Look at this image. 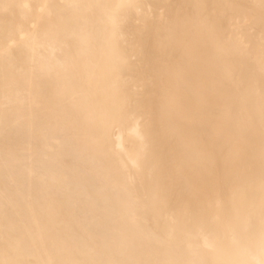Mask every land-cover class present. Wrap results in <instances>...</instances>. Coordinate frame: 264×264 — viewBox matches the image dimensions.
Returning a JSON list of instances; mask_svg holds the SVG:
<instances>
[{"label": "bare ground", "instance_id": "obj_1", "mask_svg": "<svg viewBox=\"0 0 264 264\" xmlns=\"http://www.w3.org/2000/svg\"><path fill=\"white\" fill-rule=\"evenodd\" d=\"M0 264H264V0H0Z\"/></svg>", "mask_w": 264, "mask_h": 264}]
</instances>
